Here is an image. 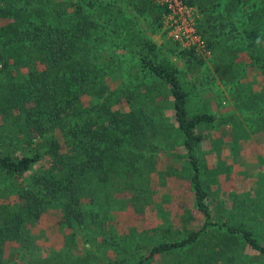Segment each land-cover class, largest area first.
<instances>
[{
  "label": "trees",
  "instance_id": "1",
  "mask_svg": "<svg viewBox=\"0 0 264 264\" xmlns=\"http://www.w3.org/2000/svg\"><path fill=\"white\" fill-rule=\"evenodd\" d=\"M179 1L199 14L197 33L216 78L237 85L236 107L264 112V0ZM167 14L157 0H0V264H14L17 252L5 258L11 245L36 250L32 229L47 209L57 212L56 228L82 231L92 251L72 255L70 232L62 238L65 253L52 251L36 264H264L263 215L243 211L236 223L223 215L206 172L205 158L226 149L230 159L227 140L243 142L245 130L229 123L211 139L215 116L189 112L177 68L133 18L159 30ZM114 38L135 62L128 71L134 81L116 86L108 46ZM162 48L191 73L203 66L194 48L172 39ZM154 140L178 142L182 162L171 159L161 169L146 158L157 151ZM219 167L223 176L234 174L230 164ZM179 176L201 219L196 224L192 208L183 209L176 229L182 236L168 240L169 225L144 218L169 215L171 194L158 203L156 188L170 189ZM250 199H241L245 207ZM115 213L136 217L131 230L142 236L116 234ZM162 222L172 225L164 216Z\"/></svg>",
  "mask_w": 264,
  "mask_h": 264
},
{
  "label": "rangeland",
  "instance_id": "2",
  "mask_svg": "<svg viewBox=\"0 0 264 264\" xmlns=\"http://www.w3.org/2000/svg\"><path fill=\"white\" fill-rule=\"evenodd\" d=\"M157 1L160 3L162 2V0ZM194 16L197 21L199 14L196 10ZM133 18H135L134 20L137 23L139 30L155 42L161 49L162 54L177 68L179 80L189 95V112L204 111L215 116L216 122L214 125L217 126V128L207 131L208 136H210L211 139L221 136V128H224L227 131L229 127L226 126H228L227 124L229 123L238 125L240 128L242 127L246 132L243 136V142L234 143L227 140V142H229V144L232 143L231 145L233 146L232 157L230 159H226L224 155L226 149L222 150L220 157L212 156L205 158L207 168L206 172H208L207 175L210 176V179L213 181V188L215 195L217 196L216 203L218 205L224 204L223 207L226 208L222 212L223 215H228L227 217L232 216L234 223L237 222L238 216L243 211H245L248 216H252L254 218L260 214L264 217V122L259 121L260 117L264 113L263 110H256V113L254 114L239 110L232 100V94H235V91H237V85L224 84L216 78L212 68L211 58L207 56L203 57V55H201L203 59V66L199 71L191 73L186 69L185 60L183 58L179 55H173L166 52L162 46L166 40L171 39L169 37V29H167L168 25L166 18L163 21L162 28L159 30L152 27L145 17L134 15ZM235 19L238 20V17ZM232 33H234V31ZM111 41H113V45L111 46V44H108V46L109 51L114 54V68L116 69L114 71V68L111 66L109 70L114 71L110 76L111 83H114V86H116L118 83L126 84V82L134 81V77L128 76V71L135 65L132 55L125 51L122 47H115V44H118L116 38ZM179 46L181 49H187L181 44H179ZM164 115L166 119L168 118L167 115H169V113H164ZM174 140L175 138L173 137L171 141ZM150 144L156 147L157 151H146L143 155L146 158L157 160V166L159 168L167 169L169 165L168 162L169 160L171 161V159L176 162H182V160L177 157L181 151V148L178 146V142L172 145L169 143V145L166 142L154 140L150 141ZM237 147H239L238 150ZM218 153H220V150H218ZM227 164L232 166L234 174L224 172L225 176H223L219 166H221L223 170L224 167H227ZM244 165H246V167H243ZM237 173H240L241 175H237ZM168 184H171L169 185L170 189L168 186L163 187L164 185L162 183L158 184V187L156 188V195H158V203L164 204L162 196L166 195V192L171 194L168 198L170 200V205L168 204V206L170 209L172 208L168 212L169 215L167 213L162 214L161 212L162 215L158 220L156 212L152 211L151 213L153 215L149 216L147 213L144 220H148L147 224L150 226L157 224L159 227L161 225L162 228H166L169 225L170 233L167 236V239L169 240L182 236L181 234L179 235L176 229L180 227L177 225L179 224L183 209L192 208V214L194 215L196 224L201 218L191 203V189L187 180H185L182 176H179L173 184L172 181H169ZM246 194L250 195L251 199L245 203V207L241 199ZM237 202L240 204L238 208L235 207ZM56 213V210L47 209L42 219L36 224L35 228L32 229L33 235L37 236L38 239L40 238L39 240L37 239L34 241L36 250L31 253L28 250H24L22 252L17 251L14 248V245H11L9 248L5 249V258H7L9 254L17 252L14 264H36L38 259L42 261L49 258L51 256L50 252L52 251H61L65 253L67 250L63 247L62 238L64 234H70V232L74 233V239L76 241V247H74L73 250L71 249L72 255L76 253L86 254L87 251L91 252L92 248L86 244V241L84 240V233L82 231L77 228L71 230H62L60 227L56 228L58 220ZM115 214L113 225L116 234L120 236L125 234V236L129 237H133L132 234L134 237L142 236L139 233H142L143 231L139 232L138 230L134 233L131 230V228L134 229V224L139 223L136 217L128 216L127 219L126 215H123L122 213ZM162 216L168 220V223H172V225H165V223L162 222ZM151 219H153V221ZM155 219L156 221H154ZM260 227V234L263 236L264 219L262 220ZM159 238L157 239L159 240ZM158 240L156 242H158ZM143 243L144 242L142 240V244ZM118 245L122 247L123 243H119ZM148 245H151V242H148ZM141 252L145 254L147 251L145 249H141Z\"/></svg>",
  "mask_w": 264,
  "mask_h": 264
},
{
  "label": "built area",
  "instance_id": "3",
  "mask_svg": "<svg viewBox=\"0 0 264 264\" xmlns=\"http://www.w3.org/2000/svg\"><path fill=\"white\" fill-rule=\"evenodd\" d=\"M161 4L166 5L168 9L165 18L169 37L187 49L194 48L206 57L208 54L205 53L204 42L196 29L195 9L183 5L179 0H162Z\"/></svg>",
  "mask_w": 264,
  "mask_h": 264
}]
</instances>
